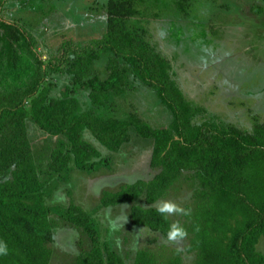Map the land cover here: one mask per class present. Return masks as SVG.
Listing matches in <instances>:
<instances>
[{"label":"trees","instance_id":"obj_1","mask_svg":"<svg viewBox=\"0 0 264 264\" xmlns=\"http://www.w3.org/2000/svg\"><path fill=\"white\" fill-rule=\"evenodd\" d=\"M145 0H110L105 36L85 48L64 49L57 62L43 59L35 41L17 22L0 18V264H50L55 224L46 203L44 183L28 134V120L52 136L62 137L49 169L61 173L70 164L93 169L101 150L88 132L111 152L133 139L152 144L155 176L106 191L104 206L145 198L133 204L134 224L164 237H190L187 251L195 264H264L258 249L264 239V123L248 133L220 124L189 100L174 77L172 62L148 41L135 18ZM185 8L190 0H176ZM261 13L260 5L254 7ZM108 56L107 77L94 65ZM65 72L69 85L52 97L51 73ZM151 87L171 112L166 127H153L138 114L120 119L99 111L126 92L127 79ZM88 88L93 109L84 111L76 87ZM194 184L195 198L186 220L174 227L164 208L153 206L181 178ZM152 205V206H150ZM67 221L88 238L78 242L76 264H126L109 243L100 244L99 228L82 207L70 205ZM135 264H184L179 254H136Z\"/></svg>","mask_w":264,"mask_h":264},{"label":"rangeland","instance_id":"obj_2","mask_svg":"<svg viewBox=\"0 0 264 264\" xmlns=\"http://www.w3.org/2000/svg\"><path fill=\"white\" fill-rule=\"evenodd\" d=\"M110 0H0V18L19 23L35 41L43 59L61 60L66 48H85L107 32ZM260 5L262 12L254 7ZM137 23L147 29L148 41L173 65L174 77L184 95L207 110L196 122L215 117L220 124L252 132L264 123V0H190L185 8L176 0H145ZM108 56L94 65L95 74L107 77ZM50 96L60 97L69 85L64 71L51 73ZM90 90L75 88L84 111L93 109ZM120 119L138 114L153 127H166L171 112L160 102L153 88L132 75L125 94L99 111ZM28 134L46 203L54 221L53 255L50 264H76L78 242L88 238L67 221L70 205L86 210L99 228L100 244L109 243L125 260L135 264L141 249L158 255L179 254L184 264H195L197 254L187 251L190 237H164L133 223V204L146 206L145 198L106 207L102 196L138 180H150L152 144L135 138L119 152H111L90 133L85 137L102 152L93 169L79 170L74 163L61 173L49 169L51 155L62 137L52 136L28 120ZM195 187L187 177L180 179L167 195L153 206L167 210L174 227L186 220L194 202ZM152 206V205H150ZM258 249L264 252V239Z\"/></svg>","mask_w":264,"mask_h":264}]
</instances>
